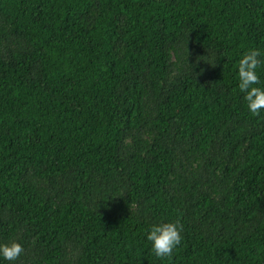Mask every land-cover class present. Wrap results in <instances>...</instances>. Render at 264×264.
I'll list each match as a JSON object with an SVG mask.
<instances>
[{"label":"trees","instance_id":"16d2710c","mask_svg":"<svg viewBox=\"0 0 264 264\" xmlns=\"http://www.w3.org/2000/svg\"><path fill=\"white\" fill-rule=\"evenodd\" d=\"M248 48L264 0H0L5 264H264ZM160 218L183 225L170 258L146 241Z\"/></svg>","mask_w":264,"mask_h":264},{"label":"clouds","instance_id":"9594fccd","mask_svg":"<svg viewBox=\"0 0 264 264\" xmlns=\"http://www.w3.org/2000/svg\"><path fill=\"white\" fill-rule=\"evenodd\" d=\"M237 87L243 94L247 110L253 116L264 110V86L259 69L264 68V51L259 48L244 50L235 65ZM145 231L149 251L157 258H170L183 240V225L179 218H160L150 223ZM23 252L17 240L0 242V264L15 262Z\"/></svg>","mask_w":264,"mask_h":264},{"label":"bare ground","instance_id":"6f19581e","mask_svg":"<svg viewBox=\"0 0 264 264\" xmlns=\"http://www.w3.org/2000/svg\"><path fill=\"white\" fill-rule=\"evenodd\" d=\"M252 24V23H251ZM255 24V23H254Z\"/></svg>","mask_w":264,"mask_h":264}]
</instances>
